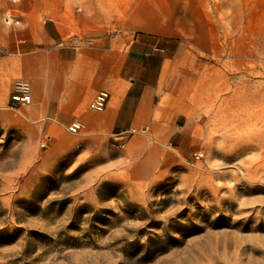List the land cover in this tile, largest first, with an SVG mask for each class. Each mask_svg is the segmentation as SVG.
<instances>
[{
	"label": "crops",
	"instance_id": "crops-1",
	"mask_svg": "<svg viewBox=\"0 0 264 264\" xmlns=\"http://www.w3.org/2000/svg\"><path fill=\"white\" fill-rule=\"evenodd\" d=\"M239 7L225 39L227 25L248 37ZM220 43L205 0H1L0 108L27 144L22 187L60 164L87 165L143 198L178 174L202 104L215 100V69L201 74L198 56ZM17 81L29 84V104L12 101Z\"/></svg>",
	"mask_w": 264,
	"mask_h": 264
},
{
	"label": "rangeland",
	"instance_id": "rangeland-1",
	"mask_svg": "<svg viewBox=\"0 0 264 264\" xmlns=\"http://www.w3.org/2000/svg\"><path fill=\"white\" fill-rule=\"evenodd\" d=\"M205 1L226 47L198 56L215 100L179 173L146 197L87 165L22 187L27 144L0 108V264H264V0H243V40L228 25L225 39L241 0Z\"/></svg>",
	"mask_w": 264,
	"mask_h": 264
},
{
	"label": "built area",
	"instance_id": "built-area-1",
	"mask_svg": "<svg viewBox=\"0 0 264 264\" xmlns=\"http://www.w3.org/2000/svg\"><path fill=\"white\" fill-rule=\"evenodd\" d=\"M120 32L121 31H117V33ZM12 99L21 104H29L31 101L29 84L24 81L18 82L16 85V94L12 97ZM108 99H109V95L107 93H101L96 97L92 107L97 110H103L107 105ZM81 127L82 125L80 123H75L70 127H68V130L71 133L76 134L79 132Z\"/></svg>",
	"mask_w": 264,
	"mask_h": 264
},
{
	"label": "bare ground",
	"instance_id": "bare-ground-1",
	"mask_svg": "<svg viewBox=\"0 0 264 264\" xmlns=\"http://www.w3.org/2000/svg\"><path fill=\"white\" fill-rule=\"evenodd\" d=\"M6 19L8 20L7 22H9V21H10L8 17H7Z\"/></svg>",
	"mask_w": 264,
	"mask_h": 264
}]
</instances>
